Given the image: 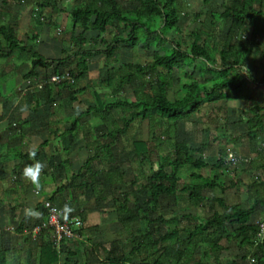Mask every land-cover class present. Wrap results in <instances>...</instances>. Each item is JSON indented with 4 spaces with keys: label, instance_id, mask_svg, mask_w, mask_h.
Masks as SVG:
<instances>
[{
    "label": "trees",
    "instance_id": "trees-1",
    "mask_svg": "<svg viewBox=\"0 0 264 264\" xmlns=\"http://www.w3.org/2000/svg\"><path fill=\"white\" fill-rule=\"evenodd\" d=\"M22 1L2 0V6L13 2L19 5ZM75 1L76 4L68 13L70 42L73 49L70 54L65 53V57L60 60L43 58L31 46H26L18 40L15 24L0 22V61L17 56L25 58L30 63V68L24 76L29 86L24 91V96L18 94L23 100L26 98L31 103L51 104L67 94L68 101L75 102L74 94L81 92L82 89L74 91V88L88 71L87 61L84 59L96 55H103L110 60L115 58L121 49L134 51L137 47L145 52L156 48L161 55H155L151 62L121 63L106 68L99 83L109 90L111 99L106 103L98 101L97 106L89 109L87 113L91 114V118L98 120L100 130L105 128L106 134L101 137L106 138L109 144L100 145L101 137L94 138L89 144L93 149L92 154L90 153L64 189L67 186L75 189L90 187L101 193V189L98 188L103 182H106L105 185L128 184L136 187L138 182L136 176L126 183L124 173L110 169V166L117 162L113 147L126 134L130 123L136 119L148 121L149 124H158L168 131L170 129L166 123H171L168 124L170 127H176L178 121L200 113L206 105L211 107L210 114L217 115L219 120L218 116L221 115L220 119L225 116L226 102L233 100L254 102L257 100L258 90L264 87V79L257 80L242 71L257 37L264 36V27L260 25L264 23V6H261L260 0H224L222 12L208 14L212 25L228 24L223 47L220 50L214 49L203 38L201 31H195L190 34L192 43L189 51L185 50L186 43L181 39L169 47L164 39L168 32L179 34V23L183 13L179 6L180 0H135V6L130 8L123 7L118 0ZM34 2L40 9L47 8L59 12L55 0ZM196 16L198 17V14ZM45 23L48 25L49 21L45 19ZM249 30L250 35L246 39L245 34ZM88 33L95 36L88 38ZM107 34L109 41L105 38ZM86 44L90 46V50H85ZM96 46L103 48L99 50ZM263 56L264 53L262 58ZM199 61L202 63L201 66L196 65ZM218 63L220 67H216ZM37 69L44 70L45 74L40 76L41 78H38ZM62 69H66V72ZM192 72L200 73L199 80L191 77ZM174 73L180 74L179 77H186L187 81L178 78L182 90L181 98L168 100L167 92L176 79ZM55 76L62 77L61 81L52 82L51 79ZM204 76H207L209 86L199 83ZM125 86L132 90L134 102L124 98ZM262 110L255 107L250 111L252 116H249V113L245 116L247 132L234 140L246 138L252 141L263 138L264 115L260 114ZM113 113L121 114L124 118L114 121L111 119ZM77 124L78 120H75L71 130ZM154 144L155 142H133L135 153L149 167V174L144 178V183L138 185L139 193H145L146 200L129 209L128 200L122 197L123 203L117 205V210L120 214H129L128 221L138 218L147 225L155 224L158 231L155 235L130 234L132 249L129 255H125L114 244L110 251L108 249L109 256L103 264H221L220 254L225 250L220 245L223 239L232 240L237 247L250 248L251 258L247 257L248 262L253 259L258 264H264V240L256 241L259 226L249 223L256 209L264 207V181L261 177H255V181L248 186L249 192L254 193L252 206L248 209L239 205L226 206L221 199H215L214 202L212 200L209 202L216 203L222 208L221 213L214 212L204 219L193 215L184 216L186 223L181 228L179 223L184 217L168 221L162 217L149 219V212L158 211L163 200H176L179 195L186 193L190 203L198 206L207 201L202 194L204 191L217 187L220 191L225 189L215 181L216 178L205 179L195 173L190 174L189 184L180 185L181 168L199 171L207 167L201 160L193 158L195 153L201 151V145L190 147L185 143L174 144V157L170 162L163 164L155 158L157 153ZM98 161L104 165L102 173L94 169V163ZM221 165L222 161L219 160L213 169ZM234 183L236 182L232 181L231 185ZM58 191L59 188L56 193ZM47 201L55 205L52 201ZM42 210L45 217L37 226L47 222L43 205ZM60 219L61 222L67 221L61 214ZM81 222L84 223L83 219ZM121 222L125 223L126 220L122 219ZM164 225H171L172 229L159 233L161 226ZM227 226L237 227L233 238L226 236ZM82 231L83 227L75 231L77 237L81 236ZM15 232L19 235L18 238H23L22 227H18ZM30 233L32 235V232ZM34 237L39 249L37 264H59V253L52 242L51 229H41ZM13 252L17 257L19 252ZM139 254L144 255L141 260ZM9 255V250L0 245V264H8ZM241 259L242 262L246 261L245 256Z\"/></svg>",
    "mask_w": 264,
    "mask_h": 264
},
{
    "label": "crops",
    "instance_id": "crops-1",
    "mask_svg": "<svg viewBox=\"0 0 264 264\" xmlns=\"http://www.w3.org/2000/svg\"><path fill=\"white\" fill-rule=\"evenodd\" d=\"M25 16V15H24ZM16 24L17 38L26 46H31L35 52H37L43 58L49 60H60L65 57L66 54L71 52L66 49L65 39H53L47 37L45 30L41 29L37 32L34 30V26L24 20V17ZM23 22V23H22ZM11 25L14 23H10ZM19 25V26H18ZM24 30L23 36L25 38H19V30ZM34 30V31H33ZM34 32L33 35H36L37 38L31 32ZM27 35V36H26ZM46 35V36H45ZM69 41V39H68ZM71 43V42H70ZM97 47V46H96ZM70 48V47H69ZM85 50H90V46L86 44L84 46ZM99 50H102L103 47H97ZM139 48V47H137ZM73 49L71 44V50ZM68 51V52H67ZM123 51H129L126 49H121V51L113 59H106L103 55H96L90 59H84L87 61L88 71L83 79L78 81L77 86L74 88V91L82 89L81 92L74 94L75 102H69L67 94H64L63 97L58 101H54L51 104L41 103H31L21 96H24V93L21 91L26 90L29 86L28 82L24 80V76L27 74L30 63L25 58H19L13 56L12 58L4 61L6 62V67L1 66L0 70V245L9 250L10 254H13L12 246L9 244L10 239H17L19 235L16 234L15 230L18 227L23 228V237L28 235V241L22 245V248L28 246H35L38 250L37 242L35 239V233L33 229L39 225L44 219V211L42 210V204L50 200L58 208H61L65 203L70 204L74 211L69 214L66 219L79 218L83 219V231L81 236L76 239L63 242L60 247L59 253V264H103L107 256H109V251L112 249L114 244L124 252L125 255H129L132 246L130 245L129 237L132 233H146L151 230L158 231L155 224L147 225L142 220L135 218L133 221H141L144 223V229H133L130 225L132 221H128L127 218L129 214H120L117 210V200L114 197L106 198L104 194H101L100 191L94 190L90 187L75 189L71 187L64 186L70 183L71 177L78 173L80 167L87 160L90 153L92 154L93 149L91 148L90 142L94 138L99 139L102 135L106 134L105 128L99 129L98 120L91 118V114L87 113L89 109L95 108L97 102H108L111 99L109 90H107L104 85L99 83L100 78L105 73L106 68L118 66L123 63H132V64H142L140 61H118L117 56ZM132 52V51H129ZM146 63V62H145ZM66 72V69H62ZM39 74L38 78L43 76L44 70L37 69L36 71ZM63 72V73H64ZM195 74H199L196 72ZM41 76V77H40ZM200 77V76H199ZM261 87L258 90L257 100L254 102H246L244 100H233L225 103V116L220 119L221 123H227L230 118L229 110L232 111L230 104L242 103V109H239V124L247 126L245 123V116L249 113V116H252L250 111L258 106V102L263 92ZM129 92V94H128ZM18 94H21L19 97ZM128 95H131L129 98ZM124 98L129 102H134L135 97L129 86L124 87ZM29 99V96H28ZM207 107L209 113L211 112V107L206 105L202 110ZM228 108V109H227ZM240 108V107H239ZM244 108V110H243ZM263 110L260 114L264 115V107H260ZM202 112V111H201ZM200 112V113H201ZM198 113V114H200ZM198 114L191 115L188 118H183L178 121L177 126L181 124H186L184 130H189L187 124L190 122V118L197 116ZM110 115V114H109ZM217 116V115H216ZM124 116L121 114H112L111 119L114 121H120ZM217 118V117H216ZM78 120V124L72 129V123ZM97 121V122H95ZM106 121L108 122V116H106ZM146 122V128L150 132V140L148 143L156 142L155 132L151 129V124L148 121H141L136 119L128 126L127 132L121 137V139L113 147V153L117 157L122 156L124 147L121 146V140H126L124 136L127 135L128 131L131 129L134 123L140 124ZM116 123V122H115ZM220 123V124H221ZM169 123H166L168 125ZM219 124V125H220ZM171 125V123H170ZM176 126V127H177ZM175 127H171L173 129ZM135 131V130H134ZM169 131V130H168ZM244 133V134H245ZM241 134V135H244ZM165 135L167 137L168 132L165 129ZM237 137H223L225 141L232 142L234 144H244L246 146V152L238 151L239 156H243L240 159L239 163L231 166L232 169V178H228V181L222 180L226 175L225 171L221 168H226L223 165L218 166L216 169H213L216 164H208L205 157H203V150L206 148L205 144L201 145V151L197 154V157L193 155L194 159L201 160L204 164L207 165L206 168L201 170H207L210 172L211 176H206L199 174L197 172L201 170L190 171V169L181 168L182 171L195 173L205 179H215L219 185L224 186V191L214 188L213 190L204 191L202 194L207 201H203L202 204L196 206L187 198L186 193L184 198L180 201L182 213L188 206L194 208H204L206 211L205 216H197L199 218H207L212 215V213H221L223 210L216 203H213L215 199H221L226 206H244L242 207L248 209L252 206L253 203V194L248 190V186L255 181L254 175L256 173L262 174V181H264V159L261 162V159L254 156L256 144L260 145L259 151L262 153L260 156L264 158V136L257 140H249L246 138L234 140L239 138ZM100 145L109 144L106 138L101 137ZM130 147L136 156H138L133 149L134 141H143L141 139H134L131 137ZM260 142V143H258ZM185 143L186 142H181ZM262 144V145H261ZM187 145V144H186ZM190 147H198L190 146ZM33 153L35 156L33 157ZM242 155H241V154ZM174 155V154H173ZM251 155V156H249ZM139 157V156H138ZM174 157V156H173ZM120 158V157H119ZM140 159V157H139ZM33 160H41L45 163V168L40 175V187L36 188L31 182H29L23 175L22 170L26 163H31ZM218 162V161H217ZM94 169H96L94 167ZM103 169V167H102ZM102 169H96L102 173ZM180 173V174H181ZM125 179V178H124ZM190 180H188L189 184ZM232 181H235L232 186ZM80 184V183H79ZM180 185L182 186V180H180ZM130 186V185H129ZM59 188V191L56 193V190ZM238 190L240 193H243L246 198H242L244 201H247L249 198L251 203L248 205L243 204L242 202L229 204L226 202L225 197L223 196L226 192L231 190ZM217 193L222 197H217ZM128 195H126L127 199ZM224 197V198H223ZM178 198L175 200H163L158 211L149 212L148 218L150 215L157 217H162L164 220H170L173 218H181L191 213L183 214H174L175 211L171 209V217L166 219L164 218L165 214L160 213L162 210V205L164 203H170V205L175 204ZM209 200H214L209 202ZM142 202L139 200L136 202L134 200V205H140ZM204 207H203V206ZM31 207L37 210L39 216H30L25 213V209ZM128 208L133 209L129 206ZM219 210V211H218ZM170 211V208H166V212ZM264 211V207H259L252 214L249 221L250 224H254V219ZM168 216V215H167ZM195 216V215H193ZM64 217V216H63ZM126 220L125 223H122L121 220ZM150 219V218H149ZM184 220H181L179 223L180 228L186 223L185 217ZM93 220V224L89 226L90 221ZM114 221V222H113ZM116 222V223H115ZM120 226L126 231L128 235L127 247L121 245V234ZM89 227V228H88ZM86 228L88 230L86 231ZM237 227L227 226L225 230L227 231L226 236L228 238H233L235 235V229ZM169 229H172L171 225L161 226L159 233L167 232ZM233 229L234 234L229 235L228 231ZM117 230V231H113ZM30 232H33L32 235ZM98 232V234H97ZM152 235H155L152 233ZM157 235V234H156ZM9 241V242H8ZM224 241L228 239H223L220 243L221 247H224ZM24 242V241H23ZM232 245L236 246L232 240H229ZM31 244V245H30ZM21 246V245H20ZM12 247V248H11ZM109 249V251H108ZM248 249V247H237V250ZM250 249V248H249ZM238 250V251H239ZM223 250L222 252H224ZM221 252V254H222ZM220 254V261H221ZM139 260H141L144 255L139 254ZM38 262H36L37 264ZM8 264H15L10 262L8 259ZM222 264V263H221Z\"/></svg>",
    "mask_w": 264,
    "mask_h": 264
},
{
    "label": "rangeland",
    "instance_id": "rangeland-1",
    "mask_svg": "<svg viewBox=\"0 0 264 264\" xmlns=\"http://www.w3.org/2000/svg\"><path fill=\"white\" fill-rule=\"evenodd\" d=\"M14 1V0H13ZM35 0H23L21 4H15L8 3L6 6H2V0H0V22L4 21L7 23H14L17 24L18 20H22L24 17V20L29 23L30 25L34 26V30L41 33V29L45 30V34L48 35L47 37L53 38V39H65L66 49L68 51H71V32H70V22H69V11L74 7L76 4L75 0H55L57 4V8L59 9V12H53L50 9L44 8L40 9L37 7ZM261 1V6H264V0ZM119 4L123 7H132L135 6V0H118ZM224 0H180L179 6L182 10V18L179 23V34L174 32H168L164 39L166 41L167 47L171 45H175L178 43V40L181 39L185 41L187 48L186 51H189V47L192 43V40L190 38V34L195 31H201L202 36L204 39L208 41V43L216 50H220L223 47L226 30H227V23L224 24H211V20L208 17L209 12H222V5L224 4ZM198 14V17L196 16ZM25 15V16H24ZM45 19L49 21V24L47 25L45 23ZM19 21V25H20ZM39 21V22H38ZM23 23V22H22ZM18 25V26H19ZM264 27V23H261ZM261 26V27H262ZM33 30V31H34ZM31 32L32 35L34 32ZM208 31L209 33H207ZM24 30H19V38L23 39L25 38V34L23 36ZM45 35V36H46ZM246 39H248L250 35V30L247 32ZM27 36V35H26ZM36 37V35H33V37ZM95 35L92 33H88V38H93ZM105 38L109 41V35L107 34ZM69 39V41H68ZM236 36V41H237ZM70 47V48H69ZM156 48H152L149 52L142 51L139 48H136L134 51H123L119 56H117L118 61L121 60L123 62L126 61H140L142 63L145 62H151L155 55L161 53L156 51ZM67 51V52H68ZM262 53H264V36L257 37L255 41V46L253 48V51L251 55L247 58V61L242 69V71L245 72L250 77H253L257 80L264 79V56L262 58ZM125 62V61H124ZM196 65L201 66L202 63L196 62ZM1 66L6 67V62L0 61V70L2 69ZM216 67H220V63L216 65ZM192 71V70H189ZM175 82L167 92V99L168 100H177L181 98L182 90L180 83L178 82V78L181 81H187L186 77H179L180 74L174 73ZM192 78L199 80V74H191ZM207 76H204L201 82L206 86L210 85V82H207ZM27 89V88H26ZM262 93L258 102V106L264 107V88L262 89ZM129 94V92H128ZM129 98H131V95H128ZM242 103L230 104V107H232V111L229 110L230 118L228 119L227 123H221L222 121H219L215 115H212L209 113L207 107H205L200 114L197 116H193L190 118V122L187 124L189 126V130H184V127L186 124H181L179 127H175L171 129L169 127L168 135L166 137L165 135V127H161L158 124H152L151 129L153 132H155L153 135H155V150H156V159H159L163 164L168 163L172 160V157L174 156V144H178L181 142H186L188 146H196L199 144H205L206 148L203 150V157H205L206 162L208 164H216L217 161L221 160L222 165L226 168H221V170L225 171L226 175L222 178L224 181H228V178H232V169L230 168L231 165L227 163L225 158H227V155L232 154L236 157L237 162H240V159L243 158V156H239L238 151L246 152V146L244 144H234L229 141H225L223 137H237L241 134H244L246 131V127L244 125L239 124V109H242ZM240 107V108H239ZM228 109V108H227ZM244 110V108H243ZM97 122V121H95ZM146 122L144 123H134L131 129L128 131L127 135L124 136L126 140H121V146L124 147L122 156L118 157V161L114 166H110V169L113 171L117 169L119 172L124 173V180L126 183L130 182L133 177L136 176L138 182L137 186L133 187V185L129 186L128 184H109L105 185L106 182H103L102 185L98 188L99 190L103 192L104 196L106 198H113L117 200V202L120 205L123 203V198H126V195H128L127 200L129 202L130 207H134V200L138 199L141 202L146 200V194L145 193H139L140 188H138V185H141L144 183V178L149 174V167L145 162H142L138 156H136L132 150V147H130V141L132 140L131 137L134 139H141L143 141H148L150 138V132L146 128ZM221 123V124H220ZM170 124V123H169ZM220 124V125H219ZM135 130V131H134ZM260 143V142H258ZM262 145V144H261ZM260 145L256 144L255 152L253 158L257 157L261 159V162L264 158H261L262 156L261 152L259 151ZM241 154V153H240ZM242 155V154H241ZM260 155V156H259ZM195 157H197V154H194ZM251 156V155H249ZM263 157V156H262ZM102 166L104 167L103 163L101 161L95 162L94 167L96 169H102ZM190 172L182 171L180 174V180H182V184L188 183ZM202 175L211 176L210 172L207 170H201L197 172ZM254 177H261L262 174L256 173ZM191 181V180H190ZM189 181V182H190ZM217 197L220 196L219 193H217ZM125 196V197H124ZM225 200L227 203H237L242 202L243 204H246L248 202V205L251 203L249 201L250 199L247 198V201H244L242 198H246L243 193H240L238 190H231L226 192L224 195ZM123 197V198H122ZM223 197V198H224ZM242 197V198H241ZM184 198V195H179L178 200L175 204L170 205V203H164L162 205V210L160 213L165 214L164 218L171 217V209L175 211L176 214H183V213H191L195 216H205L206 211L203 210L204 208H194L191 206H188L187 209H185L182 213L181 205L178 204L180 201ZM203 206V205H202ZM170 208V211L166 212V208ZM204 207V206H203ZM246 207V205L242 206ZM219 211V210H218ZM168 215V216H167ZM150 219H154V215L149 216ZM114 222V221H113ZM254 224L257 226H260L261 223L264 222V211L260 213L257 218L254 219ZM116 223V222H115ZM93 224V220L90 221L89 226ZM133 229H144L145 225L141 221H132L130 225ZM89 228V227H88ZM86 228V231L88 230ZM117 231V230H113ZM118 232V231H117ZM149 234L156 233L155 230H151L150 232H146ZM229 235H233L234 231L233 229H230L228 231ZM98 234V232H97ZM120 234H121V245L123 247H127L128 241V235L126 231L120 226ZM28 235L24 236L23 238L18 239H10L8 242L10 246H12L13 251L19 252L17 257L15 255L10 254L9 260L10 262H14L15 264H36L37 258H38V250L35 248V246H28L26 245L25 248H22V245L25 243L24 240L28 241ZM224 247L225 251L221 254V263L222 264H258L256 261L254 263L248 262L247 257H249L251 249H244V250H237L236 246H231L232 244L228 241H224ZM21 245V246H20ZM246 257V261L244 260L242 262V257ZM251 258V257H249Z\"/></svg>",
    "mask_w": 264,
    "mask_h": 264
},
{
    "label": "built area",
    "instance_id": "built-area-1",
    "mask_svg": "<svg viewBox=\"0 0 264 264\" xmlns=\"http://www.w3.org/2000/svg\"><path fill=\"white\" fill-rule=\"evenodd\" d=\"M62 77L55 76L51 79L53 82H60ZM227 163L234 165L237 162V159L234 155L229 154L227 155V158H225ZM43 209L45 210L46 216H47V222L41 224L39 227L35 229L36 231H39L41 229L49 228L52 231V241L55 247L58 249L59 245L64 240H71L73 239L75 235V231L79 228H81L82 223L80 219H73L68 221H62L60 219L59 214V208L53 204H51L49 201H45L43 203ZM264 240V222L261 223L259 226V231L257 234V240L258 242H262ZM258 243H255L257 245ZM251 263L254 262L253 259L250 260Z\"/></svg>",
    "mask_w": 264,
    "mask_h": 264
},
{
    "label": "clouds",
    "instance_id": "clouds-1",
    "mask_svg": "<svg viewBox=\"0 0 264 264\" xmlns=\"http://www.w3.org/2000/svg\"><path fill=\"white\" fill-rule=\"evenodd\" d=\"M24 91H21V93H24ZM34 156H35V153H33V157ZM44 168H45V163L43 161H41V160H33V162H31V163H26L25 164V166L23 167V170H22V175L29 182H31L36 188H39L40 187V175H41V172L43 171ZM58 211H59V214L63 215L65 218H67L69 216V214H71L74 211V208L70 204L65 203ZM25 213L27 215H30V216H39L40 215V213L37 210H35V209L31 208V207L26 208L25 209ZM73 219H76V218H73ZM73 219H67V221L68 220H73ZM77 219H79V218H77ZM80 221H81V219H80ZM83 226H84V224L82 223L81 228ZM37 227H39V226H37ZM35 229H33V232L35 234H37L39 231H36L35 232ZM75 237L77 238V234H76ZM66 241H70V240H64V241L61 242V244L63 242H66ZM60 247H61V245H59L58 249L56 248V250L58 251V253H60Z\"/></svg>",
    "mask_w": 264,
    "mask_h": 264
}]
</instances>
